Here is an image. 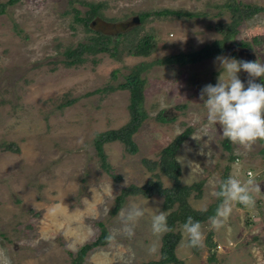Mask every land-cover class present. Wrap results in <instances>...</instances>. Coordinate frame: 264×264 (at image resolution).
<instances>
[{"label":"rangeland","instance_id":"obj_1","mask_svg":"<svg viewBox=\"0 0 264 264\" xmlns=\"http://www.w3.org/2000/svg\"><path fill=\"white\" fill-rule=\"evenodd\" d=\"M85 1L103 2L102 18L149 14L117 39L111 36L109 44L116 41L114 55L96 51L86 53L80 62L66 63L62 50L94 34L72 18V7L82 13L85 5L76 0H17L0 13V264H70L68 250L93 239L99 232L97 221L112 239L88 250L85 263L141 264L156 258L161 235L153 233L152 218L170 210L163 209L162 195H126L112 212L113 198L128 183L157 178L162 186H170V178L157 169L148 170L140 159L156 158L159 149L186 126L190 132L175 158L182 161L178 162L181 183L200 182L187 196L192 207L205 208L217 199L212 182L230 175L246 180V171L255 176L261 191L253 193L254 207L235 203L219 229L211 228L209 219L201 223L205 237L210 234L211 248L204 241L193 253L186 246L182 225H177L176 256L183 264H264V154L260 150L264 140L250 151L230 141V149H225L222 129L219 124L208 125L200 98L203 86L215 85L223 74L217 57L264 63V12L240 21L233 37L251 42L257 35L258 41L247 46L252 60L230 43L223 52L195 62L167 63L159 59L220 37L214 25L229 20L227 0ZM240 1L264 5V0ZM162 8L193 14L153 13ZM145 32L152 34L154 48L147 55L132 54V43ZM139 62L149 64L141 71L146 115L132 133L137 150L127 152L118 140L102 144L110 173L119 174L114 179L101 167L92 137L95 131L127 120L128 90L105 86L123 81ZM237 75L244 83L250 79L243 70ZM159 112L164 119L157 117ZM204 127H208L206 135L201 131ZM9 142L17 150L8 149ZM133 206L142 209L143 216L126 221ZM153 245L156 252L149 251ZM211 250L214 260L206 257Z\"/></svg>","mask_w":264,"mask_h":264},{"label":"trees","instance_id":"obj_2","mask_svg":"<svg viewBox=\"0 0 264 264\" xmlns=\"http://www.w3.org/2000/svg\"><path fill=\"white\" fill-rule=\"evenodd\" d=\"M17 0H5L0 1V13L4 11V8L8 4H12ZM73 1V0H70ZM87 8L81 13L77 8L72 7L73 14L72 18L74 21L81 22L86 29L94 30L89 26V20L94 15L102 16L100 8L103 6V2L96 1H85L76 0ZM224 5L229 11V20L227 22L215 23L214 28L220 32V37H217L209 43H204L202 46L188 51H178L176 53L168 54L163 58L159 59L161 62H176V63H190L198 61L202 58L213 56L223 52L230 43L234 46H250L251 42H257L258 37L254 35L251 37V42L247 40H235L234 35L237 32V26L240 21L250 17L252 14L262 11L264 12V5L243 2L240 0H227ZM156 15L160 14H185L192 15L190 11H183L179 9L162 8L153 10ZM140 23L148 11L139 12ZM94 34L90 35L86 42H77L75 46H67L62 50L64 55V61L66 63L80 62L86 58V53H94L96 51H107L109 54L114 55L115 53V42L111 45L112 37L109 34L94 30ZM229 40V42H227ZM227 42V43H226ZM155 46L153 36L149 32H145L140 35L134 43H132L130 52L132 54L147 55L152 51ZM230 55L236 56L235 51L230 50ZM149 63H135L128 72L124 74L123 81L118 82L115 86L108 84L105 86L106 89H112L115 87L126 88L128 90V113L129 116L125 122L114 128H106L103 130L95 131L92 137V143L94 151L99 158L101 167L108 173H110V165L105 159V153L102 148L104 142L118 140L123 144V148L130 153H134L137 150V145L132 138V133L138 128L141 121L145 117L146 113L142 108V85L144 78L141 75V71L144 70ZM254 82L263 84V78L257 77ZM247 86V83H245ZM157 117L164 119L160 114ZM183 133L177 136V133L165 144L159 151L158 156L154 159L149 157H141V163L148 169H157L162 172L172 181L171 185L166 187L162 186L160 180L147 179L141 184L128 183L121 187L119 192L113 198V205L111 211H116L126 195L140 194L143 196H150L153 193L162 195V207L163 209L170 208L166 213L168 226L170 231L160 236V244L158 248V256L156 258L142 262L141 264H183V261L178 258L175 254V246L179 240L180 232L176 229L177 225H183L188 216H192L194 220H198L201 223L208 220L209 217L216 214V209L220 204L221 200L216 199L214 202H210L205 208L206 211H202L203 208H194L188 201L187 196L189 191L193 187H197L200 182H193L190 184L181 183L178 179L179 174V163L175 158V151L179 146L180 142L186 138L190 132V127L186 126L181 130ZM222 146L229 150V140L226 138L222 139ZM6 147L11 150H17V145L9 142ZM261 153L264 154V144L260 148ZM231 157V156H230ZM228 169V165L224 166L223 178ZM156 172H154L155 174ZM114 179L119 178L118 173H110ZM99 225V232L90 241H86L78 246L74 251L68 250V254L71 256L70 264H89L83 261L85 253L91 248L102 245L109 239V234L105 230L101 221H97ZM209 233L205 238V243L211 248L214 246L212 240L209 237ZM199 248H191L193 253H197ZM208 260H214V252L211 250L207 254ZM216 264V263H214Z\"/></svg>","mask_w":264,"mask_h":264},{"label":"clouds","instance_id":"obj_3","mask_svg":"<svg viewBox=\"0 0 264 264\" xmlns=\"http://www.w3.org/2000/svg\"><path fill=\"white\" fill-rule=\"evenodd\" d=\"M216 59L223 74L220 73L215 85L206 84L200 92V98L207 109L208 125L219 124L224 138L250 151L258 140H264V84L254 82V78H264V63L228 57ZM241 70L250 77L247 86L237 75ZM201 131L206 135L208 127L202 128ZM182 133L181 130H177V136ZM247 177L243 180L236 175H230L227 179L212 182L214 188L212 195L220 199L221 203L216 209V214L209 217L211 228L219 229L227 221L235 203L246 207L255 206L253 193H259L261 189L251 172L247 173ZM201 210L206 211V208ZM141 216H143L142 209L133 206L128 212L126 221H135ZM170 230L164 212L153 216L154 234L162 235ZM182 230L187 237V247L204 246L206 237L200 221L188 216L182 225ZM126 232L132 235L131 228H126ZM109 239L112 237L110 236ZM156 250L155 245L149 249L150 252Z\"/></svg>","mask_w":264,"mask_h":264},{"label":"flooded vegetation","instance_id":"obj_4","mask_svg":"<svg viewBox=\"0 0 264 264\" xmlns=\"http://www.w3.org/2000/svg\"><path fill=\"white\" fill-rule=\"evenodd\" d=\"M138 13H135V14H137L139 16ZM132 15H130L128 18H124V19H121V20H112V19H109V18H105V17L102 18V17H100L98 15H94L91 18L98 17V18L102 19L103 21L106 22V26H104L101 29H95L93 27H91V28L94 29V30L109 34L115 40V39H117L116 36H119L121 32L126 31V30H128V29H130V28H132L134 26V24H130V19H131ZM138 23H140V19H139Z\"/></svg>","mask_w":264,"mask_h":264},{"label":"water","instance_id":"obj_5","mask_svg":"<svg viewBox=\"0 0 264 264\" xmlns=\"http://www.w3.org/2000/svg\"><path fill=\"white\" fill-rule=\"evenodd\" d=\"M139 22V16L137 14H133L130 19V24H136ZM89 26L95 29H101L106 26V22L98 17L91 18L89 20ZM237 52H244L247 60H252L254 58L253 52L250 48L245 46L237 47Z\"/></svg>","mask_w":264,"mask_h":264},{"label":"built area","instance_id":"obj_6","mask_svg":"<svg viewBox=\"0 0 264 264\" xmlns=\"http://www.w3.org/2000/svg\"><path fill=\"white\" fill-rule=\"evenodd\" d=\"M263 171H264V167H263ZM246 173H248V171H246Z\"/></svg>","mask_w":264,"mask_h":264}]
</instances>
